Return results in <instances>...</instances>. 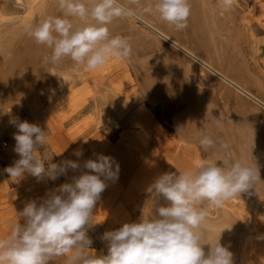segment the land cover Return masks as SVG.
<instances>
[{
	"label": "clouds",
	"instance_id": "1",
	"mask_svg": "<svg viewBox=\"0 0 264 264\" xmlns=\"http://www.w3.org/2000/svg\"><path fill=\"white\" fill-rule=\"evenodd\" d=\"M57 11H43L23 24L26 34L49 50L43 63L59 66L71 61L75 70L94 71L110 59H129L130 39L113 35L110 25L117 19L155 15L175 31L188 26L189 0H53ZM223 10L232 8L234 0H219ZM14 151L19 155L5 171L11 178L30 174L38 181L55 180L68 169L77 170L76 161L51 163L38 154L46 142V131L27 121L12 120ZM219 124V121H217ZM199 146L208 151L216 147L209 135H200ZM227 147V145H223ZM81 156L82 152H75ZM47 166H46V163ZM84 172L72 183L62 184L37 204L31 201L17 213L19 222L0 238V264H49L65 257V264H233V253L219 242L223 230L209 221L210 208H221L260 181L257 167L243 159H197L191 168L168 172L151 185L167 206L152 208L139 222L124 223L118 230L105 232L106 255L89 251L92 240L87 235L93 209L106 181L118 179L119 165L110 156L84 161ZM103 177V179H101ZM57 192L59 194H57ZM207 202V207H200ZM23 221L21 223L20 221ZM218 232L215 239L209 233ZM204 245H209L207 254Z\"/></svg>",
	"mask_w": 264,
	"mask_h": 264
},
{
	"label": "rangeland",
	"instance_id": "2",
	"mask_svg": "<svg viewBox=\"0 0 264 264\" xmlns=\"http://www.w3.org/2000/svg\"><path fill=\"white\" fill-rule=\"evenodd\" d=\"M236 3L248 15L252 61L264 78V0H236ZM0 12L11 18L25 13L16 0H0ZM81 71H59L51 88L41 89L28 98L23 94L10 105L5 119L7 128L0 127V238L6 237L19 222L17 213L27 203L43 202L49 193L62 184L72 183L84 172L95 174L83 168L84 161L95 160L98 155L110 156L119 165L118 179L106 181L108 187L93 209L94 224L87 229L92 240L89 251L99 256L108 251V242L102 239L105 232L118 230L124 223L139 222L141 214L151 209L147 207L153 200L152 206L156 200L167 206L162 196L155 199V193L150 191L159 176L191 168L197 159H208L210 153L199 142L181 144L170 113L147 102L134 73L131 69L127 73L120 60L110 59L94 71ZM14 119L36 124L46 131L47 142L38 152L42 158L56 164L76 161L81 168L68 169L55 180L45 177L38 181L27 173L19 180L11 178L5 169L20 158L14 151V134L18 132L11 123ZM77 151L82 155L76 156ZM45 163L47 166L48 162ZM148 199L151 203L147 204ZM243 204H231L228 200L222 206L245 223L238 243L229 250L233 253V264H264V207ZM200 207H207V202ZM216 210L210 208L208 216H214ZM65 259L60 257L49 264H65Z\"/></svg>",
	"mask_w": 264,
	"mask_h": 264
},
{
	"label": "bare ground",
	"instance_id": "3",
	"mask_svg": "<svg viewBox=\"0 0 264 264\" xmlns=\"http://www.w3.org/2000/svg\"><path fill=\"white\" fill-rule=\"evenodd\" d=\"M16 1L24 7L22 16L5 17L0 12V127L3 129L7 128L5 119L10 105L21 95L28 98L41 89L51 88L59 71L82 73L68 60L59 66L45 65L43 57L49 50L37 45L23 27L43 11L55 13L53 0ZM142 3L146 4L147 0ZM189 4L188 26L179 32L150 14L114 20L109 26L112 34L128 37L132 45L131 57L120 62L127 73L130 69L134 73L147 102L170 113L181 144L195 145L201 134L209 135L216 147L208 150V159L219 155L228 160L243 159L257 167L260 181L256 186L229 201L264 207V78L252 61L248 15H244L236 0L228 10L220 7L219 0H189ZM157 202L152 208L154 215L162 204ZM209 221L215 228H229L220 235L222 246L230 250L238 243L245 223L228 208L217 209ZM218 234L209 233L213 239ZM203 247L207 254L209 245Z\"/></svg>",
	"mask_w": 264,
	"mask_h": 264
}]
</instances>
